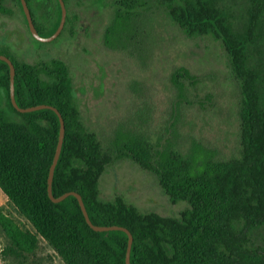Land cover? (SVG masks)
Instances as JSON below:
<instances>
[{
    "label": "trees",
    "instance_id": "trees-1",
    "mask_svg": "<svg viewBox=\"0 0 264 264\" xmlns=\"http://www.w3.org/2000/svg\"><path fill=\"white\" fill-rule=\"evenodd\" d=\"M27 1L40 34L52 35L62 17L59 0H51L57 7L53 5L42 18L33 6L38 11L44 0ZM64 1L66 6L73 1L80 4L79 0ZM114 5L104 43L133 55L144 33L142 17L150 1L115 0ZM159 5L187 36L212 35L222 43L230 74L241 92L240 154L219 160L197 145L190 154H183L172 145L155 146L136 133L118 134L105 147L84 121L65 60L30 63L0 47V54L15 65L18 105H53L65 120L53 193L59 197L76 191L94 224L128 228L134 236L131 264H264V58L254 61L252 54L253 49L261 54L264 0H250L247 20L240 28L217 0H159ZM17 12L30 31L21 0H0V15ZM79 19L76 12L68 14L62 33L68 30L74 36ZM171 78L182 89L183 79L195 76L179 66ZM10 80V66L0 59V88L7 98V106L0 107V189L11 208H0L4 243L0 260L3 264H54L57 256L65 264H126L129 238L125 231H95L74 195L58 203L50 198L48 178L60 118L49 108L18 111L11 101ZM124 159L153 173L173 203L184 200L189 207L173 217L143 212L123 195L104 199L101 177Z\"/></svg>",
    "mask_w": 264,
    "mask_h": 264
},
{
    "label": "rangeland",
    "instance_id": "rangeland-1",
    "mask_svg": "<svg viewBox=\"0 0 264 264\" xmlns=\"http://www.w3.org/2000/svg\"><path fill=\"white\" fill-rule=\"evenodd\" d=\"M79 1L67 5L70 16L74 12L80 16L74 36L65 30L52 41H40L17 12L0 15V47L30 63L65 60L84 121L105 147L118 134L136 133L155 146L172 145L183 154H190L196 145L219 160L240 154L241 92L219 40L212 35L187 36L159 0H148L150 8L142 17L144 33L135 53L114 50L104 43V32L112 21L115 0ZM217 1L233 15L236 28L245 24L250 0ZM53 5L57 7L56 2L44 0L38 11L33 6L34 12L48 16ZM258 49L259 55L252 51L254 61L264 58V37ZM179 66L195 76L183 79L182 89L171 78ZM6 106L0 88V107ZM100 187L104 199L123 195L143 212L179 217L189 207L184 200L173 203L158 178L130 159L110 166ZM1 207L11 209L0 189ZM3 245L0 239V248ZM54 264L65 263L55 256Z\"/></svg>",
    "mask_w": 264,
    "mask_h": 264
},
{
    "label": "water",
    "instance_id": "water-1",
    "mask_svg": "<svg viewBox=\"0 0 264 264\" xmlns=\"http://www.w3.org/2000/svg\"><path fill=\"white\" fill-rule=\"evenodd\" d=\"M60 2V6H61V10H62V17H61V21L60 24L57 28V30L50 36H42L39 32V30L36 27V24L34 22L33 16H32V12L29 6V3L27 0H21L22 6H23V10L24 13L26 15L27 21H28V25H29V29L31 34L38 40L40 41H52L54 39H56L63 31L66 21H67V16H68V10H67V6L64 0H59ZM0 59L6 61L9 66H10V74H11V80H10V95H11V101L13 103V105L16 107V109L22 113L25 112H32V111H36V110H40V109H45V108H49L54 110L59 118H60V123H61V128H60V136H59V142L57 145V149L55 152V156L53 159V163L51 165L50 168V173H49V178H48V194L50 196V198L52 199V201L58 203L61 202L63 200H65L67 197H69L70 195H74L75 197H77V199L79 200L80 206L82 208V211L85 215V218L88 222V224L95 230V231H112V230H122L125 231L128 234V249H127V254H126V264H131V251H132V245H133V241H134V236L132 234V232L124 227V226H120V225H111V226H101V225H97L94 224L93 221L90 218V215L87 211L85 202L83 200V197L80 193L76 192V191H70L67 192L59 197H56L53 193V182H54V175H55V169L56 166L58 164L60 155H61V151H62V147H63V142H64V138H65V131H66V127H65V120L61 114V112L58 110V108H56L53 105H49V104H40V105H36V106H31V107H20L17 103L16 100V88H15V76H16V69H15V65L13 63V61L11 60L10 57L0 54Z\"/></svg>",
    "mask_w": 264,
    "mask_h": 264
},
{
    "label": "crops",
    "instance_id": "crops-1",
    "mask_svg": "<svg viewBox=\"0 0 264 264\" xmlns=\"http://www.w3.org/2000/svg\"><path fill=\"white\" fill-rule=\"evenodd\" d=\"M0 264H3L2 261H0Z\"/></svg>",
    "mask_w": 264,
    "mask_h": 264
}]
</instances>
